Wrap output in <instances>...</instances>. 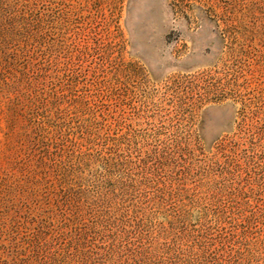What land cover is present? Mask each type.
Listing matches in <instances>:
<instances>
[{
	"label": "rangeland",
	"instance_id": "1",
	"mask_svg": "<svg viewBox=\"0 0 264 264\" xmlns=\"http://www.w3.org/2000/svg\"><path fill=\"white\" fill-rule=\"evenodd\" d=\"M0 264H264V0H0Z\"/></svg>",
	"mask_w": 264,
	"mask_h": 264
}]
</instances>
